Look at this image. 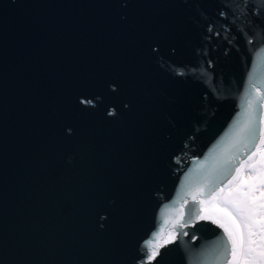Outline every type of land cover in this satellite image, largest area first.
<instances>
[{"label":"water","instance_id":"obj_1","mask_svg":"<svg viewBox=\"0 0 264 264\" xmlns=\"http://www.w3.org/2000/svg\"><path fill=\"white\" fill-rule=\"evenodd\" d=\"M244 2L0 0V264H227L193 193L258 152L264 0Z\"/></svg>","mask_w":264,"mask_h":264},{"label":"snow or ice","instance_id":"obj_2","mask_svg":"<svg viewBox=\"0 0 264 264\" xmlns=\"http://www.w3.org/2000/svg\"><path fill=\"white\" fill-rule=\"evenodd\" d=\"M252 7L248 0H245L241 10L246 11ZM252 15L264 17V5L256 6ZM220 16L227 17V6L220 12ZM208 31L212 32L211 26ZM247 43L253 45L255 41L248 39ZM256 55L259 56V53ZM249 87L255 88L251 73ZM117 89L118 85L113 84L109 95H114ZM102 99L84 96L83 99H78V102L88 109L96 107ZM259 99L264 100V92L259 94ZM112 107L115 109L114 104ZM107 114L114 116L116 112L113 110ZM262 125L264 120L260 116L259 103L250 99L240 143L245 145L246 150H250L256 145L259 136V159L255 160L257 153H252L251 162L242 166L243 174L242 168H237V175L223 187H218V183L222 182L220 178L230 174L234 164L231 159L220 162L215 171L209 175L208 185L193 193L194 200L198 195L209 197L199 200L201 213L199 219L210 220L212 224L223 229L227 242L222 243V255L227 260V264H264V127ZM229 244L230 259L227 255ZM159 255L157 251L155 254H149L148 259L154 260Z\"/></svg>","mask_w":264,"mask_h":264},{"label":"bare ground","instance_id":"obj_3","mask_svg":"<svg viewBox=\"0 0 264 264\" xmlns=\"http://www.w3.org/2000/svg\"><path fill=\"white\" fill-rule=\"evenodd\" d=\"M257 154H258V152H257ZM247 164H248V163H247ZM247 164H246V165H247ZM246 165H245V166H246ZM242 170H243V168H242ZM236 175H237V172H235V173L232 175V177H230V178L226 181V183L220 185L219 187H223L224 185H227V184H228V181L232 180L233 177H235Z\"/></svg>","mask_w":264,"mask_h":264},{"label":"rangeland","instance_id":"obj_4","mask_svg":"<svg viewBox=\"0 0 264 264\" xmlns=\"http://www.w3.org/2000/svg\"><path fill=\"white\" fill-rule=\"evenodd\" d=\"M258 159H259V154H257V156L255 157V160H258ZM250 162H251V161H250ZM250 162H249V163H250ZM249 163H248V164H249ZM243 170H244V169H243ZM243 170H242V174H243Z\"/></svg>","mask_w":264,"mask_h":264}]
</instances>
